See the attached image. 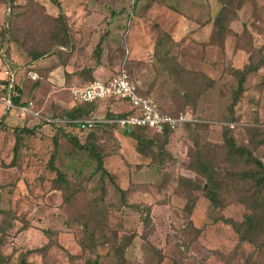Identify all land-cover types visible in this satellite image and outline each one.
Wrapping results in <instances>:
<instances>
[{"label": "rangeland", "instance_id": "1", "mask_svg": "<svg viewBox=\"0 0 264 264\" xmlns=\"http://www.w3.org/2000/svg\"><path fill=\"white\" fill-rule=\"evenodd\" d=\"M9 1L0 76L4 55L18 69V107L27 111L23 123L8 124L0 102L6 264H264V186L225 138L264 165V0ZM7 5L0 0V21ZM121 66L162 111L187 110L196 121L168 135L134 128L138 140L116 125H68L70 88ZM245 66L234 101V69ZM99 102L93 115L128 111L118 99L98 110Z\"/></svg>", "mask_w": 264, "mask_h": 264}, {"label": "built area", "instance_id": "2", "mask_svg": "<svg viewBox=\"0 0 264 264\" xmlns=\"http://www.w3.org/2000/svg\"><path fill=\"white\" fill-rule=\"evenodd\" d=\"M10 8H7L9 12ZM2 62L0 79L6 80L7 84L0 83V91L6 89L8 93L0 94V102L7 108H13L10 99V92L17 81V70L8 62ZM26 76L33 80L38 79V74L32 70L26 71ZM71 97L75 102H97L110 98L122 99L129 103L131 110L125 115L107 118L92 116L78 121L81 129H89L96 124H114L120 129L132 130L134 128H151L161 132L164 129L175 130L185 123L196 121L189 111H182L177 115H172L162 111L158 104L150 97L143 95L130 77L125 67H119L115 73L107 79H94L83 86H73L70 88ZM22 112L27 111L26 107H20Z\"/></svg>", "mask_w": 264, "mask_h": 264}, {"label": "trees", "instance_id": "3", "mask_svg": "<svg viewBox=\"0 0 264 264\" xmlns=\"http://www.w3.org/2000/svg\"><path fill=\"white\" fill-rule=\"evenodd\" d=\"M54 3H56V5L58 4L56 2V0H53ZM11 2L8 0V5H7V8L10 6L11 7ZM6 8V9H7ZM10 12H5L4 15L2 16L1 15V21H0V39H4L6 38V36L9 35V24H10V20H11V16L9 14ZM99 47V45L97 46ZM39 56H36V58H38ZM3 62H8L12 65V67L14 69H17L15 68V65L12 63V61H10L8 58L4 57V55H2V59ZM250 70V67L249 66H245L243 69H234V74L237 75V88L235 90V95H234V101H236L238 99V96L240 95L241 91L243 90V82L245 81V77H246V73L247 71ZM0 83L3 84H7V81L6 80H1L0 79ZM20 85H19V81L17 79L16 83L13 85L12 89H11V92H10V99H11V103L13 106L15 107H18L20 106V104H23V103H20V100L22 98V93L20 91ZM8 93L6 91V89H3L0 91V94H6ZM2 103V102H1ZM27 103V102H26ZM91 103L93 102H76L74 105V107H71V109L67 112L66 116H67V124L68 125H73L75 127L76 130L78 131H91L92 129H94L96 126L97 127H100V126H105V125H108V126H111V125H114V124H104V123H100V124H96V126H94L93 128H89V129H81L79 127V124H78V121L81 120V119H85V118H89V117H92L93 116V109L91 108ZM5 108L6 105H4ZM182 111H179L177 113H174L172 115H177L178 113H180ZM126 113H129L128 112H122V113H116V114H111V115H108L106 116L107 118H112V117H118V116H122V115H125ZM78 120V121H74V120ZM69 120V121H68ZM190 124V122H188ZM188 123H185L183 126L187 125ZM182 126V127H183ZM15 133H23L25 131H28V132H32V130H28V129H23V128H14L13 129ZM137 130L139 131H147V130H151V131H154L156 132L155 130L151 129V128H140L138 127ZM174 130H170V129H164L163 131L159 132L163 135H168L169 132H172ZM127 136L130 135V136H133L135 139H139L140 136L139 135H135V132L133 130H125L124 131ZM225 138L228 140L229 142V148H230V151L232 153H235V154H246L250 160L254 163V165L256 166V168H258V173H256V175L254 174H250L251 177H253L254 179H256V182L257 183H263V186H264V165L263 163L252 156V154L247 150V149H244V147L242 146H239V145H236L235 142H234V139L232 137H229V136H225ZM76 141V139H75ZM54 145L57 147L58 145V142H57V139L55 138L54 139ZM83 145V144H82ZM84 146H86L84 144ZM91 151H94L95 150L93 149V147L91 146ZM95 155H96V160H97V169L100 170L102 173H106V174H109L104 166H103V163H102V159L99 155V153H96L95 152ZM55 156V153H52L51 156H50V168L52 170H56L57 171V177L59 180H61L60 182H63L64 181V177H63V174L58 170L56 169L55 167H53L52 165V161H53V157ZM198 164L202 167V172H203V175L205 176V178H207L208 182L209 183H214V178H213V173L211 174V168L209 167V165L204 162V161H198ZM257 183L255 184L257 186ZM206 195L207 197L210 199V200H213L214 198V192H213V189L212 188H209L207 189V192H206ZM247 222L248 224H251L253 221L250 217L247 218ZM0 264H6V258L4 256H2L0 254ZM94 264H98V262L96 261Z\"/></svg>", "mask_w": 264, "mask_h": 264}, {"label": "crops", "instance_id": "4", "mask_svg": "<svg viewBox=\"0 0 264 264\" xmlns=\"http://www.w3.org/2000/svg\"><path fill=\"white\" fill-rule=\"evenodd\" d=\"M57 77L59 78L58 80H59L60 83H62V85L63 84L64 85L66 84V76L65 75H58ZM108 77L109 76L104 77V78H100V79H107ZM74 86H76V85H74ZM39 89H40V86H38L35 90H33V93H36L37 94L38 91H39ZM71 99H72V97H71ZM110 99H115V98H110ZM108 100L109 99L103 100V101L99 102V108H98V110L101 108V106L103 107V109L107 108V101ZM118 100H120L123 105L128 106V111L131 110V107H130V105H129V103L127 101L122 100V99H118ZM71 102H72V104H75L76 103L73 99H72ZM93 103H95V102H93ZM18 109H20V108L19 107L18 108L16 107V109L15 108H7L8 113H7L6 117L3 120H5V122H7L8 124H21V123H23V121L25 120L24 119L25 117L23 115L24 113L21 112V110L19 111ZM110 110H113V109H110ZM128 111H125V112H128ZM17 112L20 115H17ZM93 116L100 117L97 114H94Z\"/></svg>", "mask_w": 264, "mask_h": 264}]
</instances>
